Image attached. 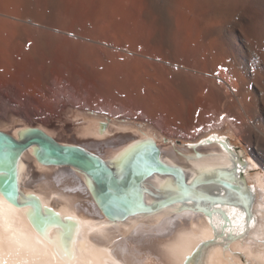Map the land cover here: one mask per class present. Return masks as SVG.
Listing matches in <instances>:
<instances>
[{
    "label": "bare ground",
    "instance_id": "6f19581e",
    "mask_svg": "<svg viewBox=\"0 0 264 264\" xmlns=\"http://www.w3.org/2000/svg\"><path fill=\"white\" fill-rule=\"evenodd\" d=\"M60 40L82 70L103 67L112 55L131 60L129 102L142 117H127L124 101L127 115H116L115 103L113 115L66 103L50 118L33 109L38 99L15 98L4 76L0 83L10 94L0 92V131L21 141L28 128H39L98 156L119 178L135 172L155 145L157 160L179 170L189 187L154 173L137 189L128 176L121 189L134 208L140 199L148 211L112 209L107 216L86 174L40 164L30 147L16 164L19 226L39 239L26 215L36 207L70 225L72 264H183L185 255L190 264H264V0H0L2 58L26 56L46 75ZM210 119L221 129L230 124L253 159L241 161L220 135L182 146L170 140H194L202 133L195 128ZM245 195L254 199L244 201Z\"/></svg>",
    "mask_w": 264,
    "mask_h": 264
},
{
    "label": "rangeland",
    "instance_id": "374dc122",
    "mask_svg": "<svg viewBox=\"0 0 264 264\" xmlns=\"http://www.w3.org/2000/svg\"><path fill=\"white\" fill-rule=\"evenodd\" d=\"M61 35L62 36H66V37H70L68 34L66 35L64 33H62ZM63 43H64L63 40L57 41L56 46L53 48V51L51 52L50 63H52V64H50V65L52 67L49 65V67L47 69V73L49 75L46 73L47 76L44 75L43 68L42 67H38L37 65H32V67H31L30 58H27L26 56L14 55V56H7V57H3V58L0 56V73H1L0 74V79H2L0 81H3L5 79V77H6L7 81H9L11 83V85L9 86V89H11V92H12V94H14L15 98L18 97V96L19 97L21 96L22 99H24L25 101L31 99V100H33V102H34V100H37L38 99L37 100V103L38 104L36 102H34L32 104L33 105V109L36 108V109H38V111L39 110L40 111L41 110H44V112H46V114H48L50 116V118L53 117V116H55V117L58 116L59 110L62 109V107L66 106V103L67 104L69 103V105L71 104L72 106L73 105L74 106L75 105L81 106L83 108H89L90 107V109L92 108L94 110L97 108V110L100 111V112H102V110L104 109V112H106V113L103 112L104 114L112 113L111 115H113V110L112 109H114V107H116V108H119L120 107L119 109L121 110L120 112L118 111L116 115H120L121 113H122L121 115H123L127 111L126 109H128L130 107L129 108L130 110H128V115H127V112L125 113L127 115V117L129 116L131 118H136V119L142 117L141 116V113L140 112H137L136 111V108H134V106L132 105V103H130L131 102V98H133V95H132L133 92H132V89H131L132 88L131 82H132V77H133V72L132 71L134 70L133 69L134 68L133 67L134 64L131 63L132 62L131 60H129L128 58H123L124 59L123 60L119 56H118L119 57L118 58L117 55H112L113 57L111 56V58L107 59L106 64H104L103 67L95 68L96 70L93 68L92 69L93 71L90 70V69H88V71L87 70H82L81 68H77L76 65H75V61L74 60H71L68 57L69 56L68 55L69 53H65V52H63V49L59 48V46L62 45ZM65 54H66V56H65ZM14 60H16V61H14ZM3 62H5V63H3ZM6 62H7V64H6ZM22 62H24V63H22ZM121 63H122V65H121ZM16 64H17V66H15ZM126 66L127 67L129 66L128 67V70H130V72H128V70H126L127 69ZM72 67L75 68V69H73ZM100 68L102 70H100ZM79 70L80 71L82 70L83 73H81ZM69 72H71V73H69ZM88 72H89V74H88ZM10 73H12V74H10ZM61 73H62V76L64 75L63 78H62V76H60ZM129 73H131L132 75H129ZM57 76H59V79L60 80L59 79H56ZM120 76H121V78H120ZM99 78H101V79H99ZM112 78H113V80H112ZM61 79L64 80V81H62ZM74 79H75V81H74ZM49 80H50V82H49ZM120 80H121V82H120ZM128 80H129V83H128ZM40 82L41 83L42 82L45 83L43 85V87H45L44 88V91L46 93L45 95L43 94L44 92L39 87ZM27 83H29V86H25V84H27ZM95 83H98L99 84L98 85V88L95 87ZM122 83H124V84H122ZM115 85H116L117 88L115 87ZM3 87H5V89ZM6 87H8V86H6L4 83H0V92L1 93L10 94V93H8V91H6V89H7ZM18 87H20V89ZM52 87H53V89H52ZM125 87H127V88H125ZM27 89H29L30 92ZM22 92H23V94H22ZM25 92H26V94H25ZM87 92H88V94H87ZM27 93H28V96H27ZM32 93H34V95H32ZM29 94H30V96H29ZM39 94L40 95H43L44 98L39 97L40 96ZM62 95L64 97H62ZM69 95H70V97H69ZM121 97H123V98H121ZM59 98H61V99L62 98L63 99L64 98L65 99L67 98V100L64 99V101H66V102H64L63 99L62 100L61 99L59 100ZM126 101H127V103H126ZM43 102L44 103L51 102V104H49V105H51L50 108L52 110L49 109V105H45ZM100 102H101V104H100ZM123 102H124L125 106H127L128 108L125 107L124 105H122ZM106 103H107V105L110 104V105H108V108H107V105H104ZM41 104H42V106H41ZM57 104H58V107H57ZM95 104H96L97 107L95 106ZM113 104L115 105L114 107H113ZM130 104L132 106H129ZM20 105H22V104H20ZM39 105L41 106L42 109H40V106ZM43 105L45 106V108H44ZM111 105H112L113 108L110 107ZM123 106H124V108H123ZM110 108H111V110H110ZM133 108H134V110L132 111ZM124 109H125V111H122ZM47 112H50L51 115L49 113H47ZM35 113L40 114L37 111ZM36 118H38V117H36ZM60 118H63V116H61ZM109 118H112V117H109ZM206 121L204 122V125L205 126L204 125H199V126H197L195 128L197 132L202 131L201 135L203 137L201 135H198L197 137H195L194 140H192V139H185L184 140L183 138H180V137H172V138H170V140H173L174 142H176V145L177 146H182V145H186V144L196 143L199 140H202V139L207 138L209 135H217V136L220 135L219 137L222 138L230 147L234 148L235 149L234 151L240 152L239 155H240V158H241L240 160L241 161H243L245 159L246 160H249L248 158H252L251 155L249 154V152L246 150L244 144L238 139V135H237L238 133L236 132V130L233 127H231L230 124H227L223 129H221L219 127L220 128L219 129L218 128L219 123L217 124L218 121H215V123H213L214 119H210V121L209 120H206ZM52 122H53V120H52ZM135 123H140V120L135 121ZM54 125H57V124L54 123ZM61 125H63V123H61ZM220 126H221V123H220ZM172 135L174 136L175 133H172ZM166 138H167V140H169L168 139L169 138L168 136H166ZM256 168H258L260 171L262 170L261 166L258 165V164H257L256 167H254V169H256Z\"/></svg>",
    "mask_w": 264,
    "mask_h": 264
},
{
    "label": "water",
    "instance_id": "95a60500",
    "mask_svg": "<svg viewBox=\"0 0 264 264\" xmlns=\"http://www.w3.org/2000/svg\"><path fill=\"white\" fill-rule=\"evenodd\" d=\"M30 147L34 148V157L40 164L67 166L86 174L96 188L93 194L98 208L107 216L111 215L112 209L120 210L125 215L148 211L146 204L142 203L140 199L138 200V207L134 208L127 192L121 189V186L127 183L128 176H130L129 179H134L137 189H139L138 185L144 177L154 173L173 175L181 187L185 189L189 187L182 180L179 170L166 166L157 160L160 150L155 145H151L146 158L138 162L136 169H134L135 172L126 171L122 178H119L98 156L78 145L60 143L41 129L32 127L24 132L21 141H16L10 134L0 131V193L6 189L12 191V186L15 185L16 195L19 197L20 188L16 164L22 152ZM14 206H20L18 200ZM55 219L57 218L55 217Z\"/></svg>",
    "mask_w": 264,
    "mask_h": 264
},
{
    "label": "snow or ice",
    "instance_id": "6c2138e0",
    "mask_svg": "<svg viewBox=\"0 0 264 264\" xmlns=\"http://www.w3.org/2000/svg\"><path fill=\"white\" fill-rule=\"evenodd\" d=\"M252 199L254 197L250 195L242 197L248 202ZM17 200L15 185L12 191L6 189L0 193V264H72L76 254L72 227L67 224L61 226L47 211L40 213L30 208L26 215L31 217L34 231L39 236L37 239L19 226L17 208L14 206ZM54 226L57 233L50 236L49 229ZM5 255L9 257L8 260L3 259ZM183 264H190L188 255L183 257Z\"/></svg>",
    "mask_w": 264,
    "mask_h": 264
}]
</instances>
